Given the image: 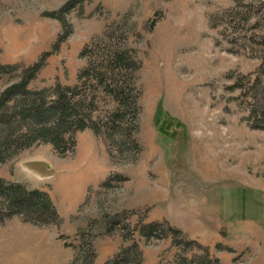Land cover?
I'll return each mask as SVG.
<instances>
[{"label":"rangeland","instance_id":"obj_1","mask_svg":"<svg viewBox=\"0 0 264 264\" xmlns=\"http://www.w3.org/2000/svg\"><path fill=\"white\" fill-rule=\"evenodd\" d=\"M96 40L134 58L135 121L97 93L70 154L37 142L0 165L59 214L0 222V264H264V0H0V63L43 58L27 89L75 84Z\"/></svg>","mask_w":264,"mask_h":264},{"label":"trees","instance_id":"obj_2","mask_svg":"<svg viewBox=\"0 0 264 264\" xmlns=\"http://www.w3.org/2000/svg\"><path fill=\"white\" fill-rule=\"evenodd\" d=\"M70 3L66 2L63 7L69 9ZM62 38L60 36L57 43ZM79 55L85 58V64L77 73L75 84H56L52 89L53 95L48 96L42 90L26 87L42 66V57L20 70H16V65L0 63V77L9 74L11 78L0 90V165L37 142L51 144L60 156L70 154L75 145L73 135L76 131L97 129L91 117L96 109L97 93L106 98L105 112L110 121H118L122 109H130L129 120L135 121L137 105L131 74L133 66L125 61L127 59L131 63L134 58L125 55L119 48L100 54L97 40L85 43ZM11 71L14 74H10ZM11 113L17 116L13 120ZM12 215L40 225L59 222L58 211L46 191L0 177V222ZM158 224H144L140 234L148 238L152 226ZM171 231L180 233V230ZM129 249L136 251L133 244L124 253ZM205 259L217 264V259H209L207 254ZM80 264L90 262L83 258ZM131 264H142L139 252L136 251V261Z\"/></svg>","mask_w":264,"mask_h":264},{"label":"crops","instance_id":"obj_3","mask_svg":"<svg viewBox=\"0 0 264 264\" xmlns=\"http://www.w3.org/2000/svg\"><path fill=\"white\" fill-rule=\"evenodd\" d=\"M238 178H240L239 174L237 175ZM9 181H15V180H9ZM16 182H20V181H16Z\"/></svg>","mask_w":264,"mask_h":264}]
</instances>
